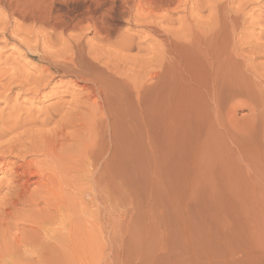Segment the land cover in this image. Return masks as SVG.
<instances>
[{"label":"bare ground","instance_id":"bare-ground-1","mask_svg":"<svg viewBox=\"0 0 264 264\" xmlns=\"http://www.w3.org/2000/svg\"><path fill=\"white\" fill-rule=\"evenodd\" d=\"M252 1L0 0V34L37 57L0 80V264H87L118 250L127 163L170 142L176 91L194 96L211 158L230 131L223 98L264 68ZM55 79L61 94L36 107Z\"/></svg>","mask_w":264,"mask_h":264},{"label":"rangeland","instance_id":"rangeland-1","mask_svg":"<svg viewBox=\"0 0 264 264\" xmlns=\"http://www.w3.org/2000/svg\"><path fill=\"white\" fill-rule=\"evenodd\" d=\"M263 9L264 0H253L245 10L247 20L252 21L246 25L255 34L264 29ZM176 13L174 19L181 15ZM262 40L259 42L264 43ZM13 42L0 34V68L7 67L0 69L5 71V75L0 72V80L17 63L33 71L36 52L17 48ZM260 61L264 58L255 63ZM259 73L260 77L252 76L238 92L235 90V97L223 98L230 131L219 140L217 137L211 158V147L201 143L204 131L189 106L194 96L183 97L176 91L171 128L164 131L170 142L164 140L158 145L161 154V146L169 149L162 156L159 150L158 160L151 156L154 161L137 152L138 157L135 154L127 163L129 168L131 164L135 167L122 179L123 245L118 250L114 247L105 258L85 254L81 259L87 264H264V68ZM58 82L53 80L45 89L47 98L36 107L55 102L64 83ZM17 90L10 94L12 99L20 92ZM22 97L17 98V104L25 103L19 107L27 109L29 102ZM195 102L199 109L198 100ZM112 199L115 203L116 198Z\"/></svg>","mask_w":264,"mask_h":264}]
</instances>
